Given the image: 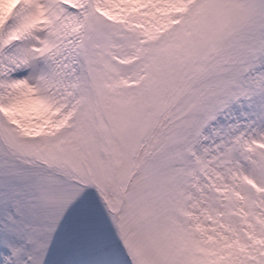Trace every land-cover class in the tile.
<instances>
[{
	"label": "snow or ice",
	"instance_id": "obj_1",
	"mask_svg": "<svg viewBox=\"0 0 264 264\" xmlns=\"http://www.w3.org/2000/svg\"><path fill=\"white\" fill-rule=\"evenodd\" d=\"M0 264H264V0H0Z\"/></svg>",
	"mask_w": 264,
	"mask_h": 264
}]
</instances>
